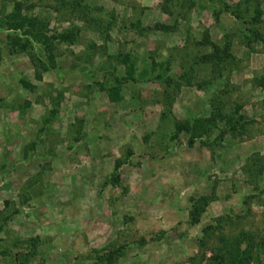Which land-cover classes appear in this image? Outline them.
<instances>
[{
	"label": "rangeland",
	"instance_id": "obj_1",
	"mask_svg": "<svg viewBox=\"0 0 264 264\" xmlns=\"http://www.w3.org/2000/svg\"><path fill=\"white\" fill-rule=\"evenodd\" d=\"M16 3L78 29L56 69L10 47ZM235 239L264 264V0H0V264H213Z\"/></svg>",
	"mask_w": 264,
	"mask_h": 264
},
{
	"label": "trees",
	"instance_id": "obj_2",
	"mask_svg": "<svg viewBox=\"0 0 264 264\" xmlns=\"http://www.w3.org/2000/svg\"><path fill=\"white\" fill-rule=\"evenodd\" d=\"M21 5L16 3L13 5L11 12L6 15V19L8 20V28L12 30H19L20 35L16 33H12L7 35V40L9 41V45L13 50H35L33 52L35 65L43 71L54 70L57 68L55 62L54 50L56 49L58 44H72L75 41L77 36L78 29L76 27H66L60 31H45L46 21L44 19H39L38 17L28 16L25 14H21ZM254 12L256 15L259 13L258 4L255 5ZM253 21L257 20L255 16L252 18ZM153 28L162 29L163 25L155 23ZM202 45L206 43L204 41L201 42ZM212 53L195 55L193 57L194 63H208L212 59H224L225 57H229L228 53V44L226 43L222 49L217 48L214 44L211 45ZM220 52V55L218 54ZM230 60H232V56H230ZM23 86L31 87L29 83L24 80L21 81ZM201 87V83L198 84ZM234 110H238V106H235ZM53 113V111H52ZM218 115L221 116V114ZM227 120L231 121L232 117L225 116ZM189 130H196V124L191 125ZM188 129V126H186ZM116 166V165H115ZM202 205V204H201ZM201 205L198 207L196 205L193 206V221L197 220L198 212L200 210ZM245 237V236H244ZM240 239H235L230 246L226 249L225 255L227 256L223 261L222 256H219V262L213 264H241L240 261V253L238 251V244ZM261 245L263 246L262 250L264 251V240H262ZM119 253V249L108 250L106 253L100 254L96 257V259L100 263L110 264Z\"/></svg>",
	"mask_w": 264,
	"mask_h": 264
}]
</instances>
